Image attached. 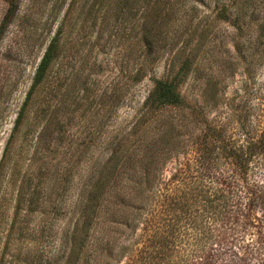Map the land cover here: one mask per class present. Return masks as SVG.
I'll use <instances>...</instances> for the list:
<instances>
[{"label": "trees", "instance_id": "obj_1", "mask_svg": "<svg viewBox=\"0 0 264 264\" xmlns=\"http://www.w3.org/2000/svg\"><path fill=\"white\" fill-rule=\"evenodd\" d=\"M4 1L0 35L18 3ZM114 2V19L125 14L131 19L135 47L131 81L137 82L146 66L143 59H136L138 49L154 55L169 30L178 28L174 23L177 10L191 23L196 7L191 0ZM212 2L213 19H224L234 29L230 60L243 61L250 51L248 55L264 66V0ZM180 26L185 27V22ZM181 32L184 37L172 53L176 60H171L161 76L149 77L151 87L132 129L107 141L104 159L84 160L80 188L64 210L59 264H212L214 245L227 248L218 253H226L225 264H247L246 251L235 250L236 236H252L255 250L264 249V121L257 120L260 114L253 116L248 111V95L220 96L217 78L206 84L204 93L193 95L197 104H189L181 85L197 66L193 51L201 47L209 29L198 19L190 31ZM59 34V30L54 32L36 64L14 129L58 55ZM220 99L226 102L218 104ZM234 100L243 102L235 104ZM217 105L221 107L215 118L207 119L205 107L210 110ZM161 108L177 111L178 116L151 119ZM172 157L173 172L163 181L161 167ZM34 162V172L24 171L18 182L14 181L15 212L23 217L43 211V206L51 203L46 185L54 164L44 155ZM258 264H264V254Z\"/></svg>", "mask_w": 264, "mask_h": 264}, {"label": "rangeland", "instance_id": "obj_2", "mask_svg": "<svg viewBox=\"0 0 264 264\" xmlns=\"http://www.w3.org/2000/svg\"><path fill=\"white\" fill-rule=\"evenodd\" d=\"M191 2L196 7L191 23L177 10L174 23L178 28L169 30L154 55L138 49L136 59H143L146 66L141 78L132 82L134 30L128 15L114 19V0H104L103 6L100 0H18L12 20L0 35V264L61 262L64 210L80 188L84 160L104 159L107 141L132 129L141 101L151 87L149 77L161 76L171 60H176L172 53L184 37L181 31H190L198 19L205 22L209 33L198 51H193L197 66L181 85L189 104H197L193 95L204 93L206 84L218 79L220 96L248 95V111L253 116L260 114L257 120L264 121V66L248 55L250 51L243 61L236 57L230 60L233 27L224 19H213L212 0ZM5 10L6 2L0 0V20ZM184 22L185 27L180 26ZM58 30V55L21 124L14 129L36 64ZM194 39L196 36L192 43ZM222 102L226 101L220 99L218 104ZM242 102L234 100L235 104ZM219 107H205L206 118H215ZM167 115L176 118L178 112L161 108L150 118ZM43 155L54 164L46 185L51 203L43 206V211L23 217L15 212L14 181L17 183L24 171L34 172V161ZM177 158L181 160L179 154ZM174 166L173 157L165 161L160 179H168ZM235 238V250L241 254L246 251V263L258 264L264 249L255 250L252 236ZM262 244L264 247V237ZM243 245L244 251L240 249ZM226 250L223 245L212 246L211 263L225 264L226 253H218Z\"/></svg>", "mask_w": 264, "mask_h": 264}]
</instances>
